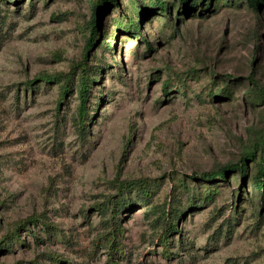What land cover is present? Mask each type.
Returning <instances> with one entry per match:
<instances>
[{
	"label": "rangeland",
	"instance_id": "1",
	"mask_svg": "<svg viewBox=\"0 0 264 264\" xmlns=\"http://www.w3.org/2000/svg\"><path fill=\"white\" fill-rule=\"evenodd\" d=\"M97 1L0 0V264H264V0Z\"/></svg>",
	"mask_w": 264,
	"mask_h": 264
},
{
	"label": "trees",
	"instance_id": "2",
	"mask_svg": "<svg viewBox=\"0 0 264 264\" xmlns=\"http://www.w3.org/2000/svg\"><path fill=\"white\" fill-rule=\"evenodd\" d=\"M114 1H116V0H98L95 4H93L95 17H94V21H93L92 35L89 36V39L87 41V51H86V54H85V57H84L85 60H86V57H87V54H88V50L91 49L92 46L94 45L95 40L97 38L96 35L98 34V25H97L96 14L99 11H101V9L103 8L104 4H108V3H111V2H114ZM186 1H188V0H183V2H186ZM133 2H134V0H131V3H133ZM248 2L255 9H259L263 5V0H248ZM158 3H159V1H158ZM167 9H168V7H167ZM128 29L130 31L131 30L135 31V30L138 29V24L136 26V29H135V27L134 28L131 27V28H128ZM107 48H110V46L107 45ZM79 65H81L82 68L80 70L79 83L77 85L78 94H79V100H80L78 117H79V123L83 124L84 123L83 121H84V119H85V117H86V115L88 113V105H87V103H88V100H89V98L91 96V88L93 87V84L97 80V78H96L97 74L96 73L98 72L99 69H95L91 73L90 72V68L88 67V65L84 61L80 62L77 66L73 67L71 69L70 73L65 74V78L66 79H65V82L62 85L61 100L64 99L66 97V95L71 91L70 88H71L72 82L74 81V78H75L74 69L76 67H78ZM251 79H253V77ZM252 82L254 84H256L254 80H252ZM255 86H257V85H255ZM258 90H259L260 95L264 96V90L262 88H258ZM85 131H86V128L82 129V132H85ZM254 155H255V151L254 150H250V152L247 153V155L243 156L239 162L231 163V164H228L226 166H223L218 171H214V172H211V173H206L204 178L209 179L210 181H216L218 178H226V179H228L230 173L237 174V172L241 173V174H243L245 176V175H247V170H248V163L247 162H248L249 158L250 157L254 158L253 162L256 160ZM263 161H264V156H263ZM263 164H264V162L260 163V165H258L259 168L256 171L253 180H254V186L257 189H259L264 194V165ZM132 188L137 190L138 192H140L142 194H145V195H151L152 192H153V190L151 189L152 188V183L151 182L144 181V180H133V181H130L127 184L125 189H123V191H122L123 194H124V192L127 189H132ZM124 195H122V197H124ZM119 202L120 201L115 200V205L116 206L119 205ZM143 202H144L143 204H146L147 199L146 198L143 199ZM125 204L123 206L124 208H125ZM107 208L103 207V208H100V209L102 211H104V210L107 211ZM118 211H121V209L118 210ZM150 212L156 213V207L154 208V206H153L150 209ZM116 214H117V211H115L113 213L114 219L116 218ZM160 218L163 219L164 223L167 222L166 227H165L166 231L163 233V235L161 237L164 246H167L168 240H169L168 239L169 232L173 228H176V225H175L174 221L172 219H170V216L169 217L167 216V213L165 212V210H163L161 216H159V219ZM117 222L118 221L115 220V223H117ZM117 231H118V233L122 234L123 228L121 226H119L117 228ZM116 236H117V233L113 232L112 235L109 234V239H108V247L111 249V254L113 255L111 257V260H112V262L114 264H118V262L115 260V258H117L116 254L119 252V246L117 245L116 240H115Z\"/></svg>",
	"mask_w": 264,
	"mask_h": 264
}]
</instances>
